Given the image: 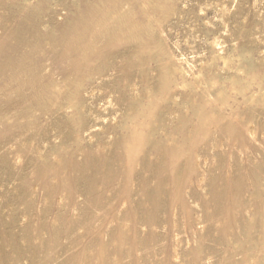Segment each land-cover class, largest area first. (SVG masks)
<instances>
[{
  "label": "rangeland",
  "instance_id": "1",
  "mask_svg": "<svg viewBox=\"0 0 264 264\" xmlns=\"http://www.w3.org/2000/svg\"><path fill=\"white\" fill-rule=\"evenodd\" d=\"M0 264H264V0H0Z\"/></svg>",
  "mask_w": 264,
  "mask_h": 264
}]
</instances>
